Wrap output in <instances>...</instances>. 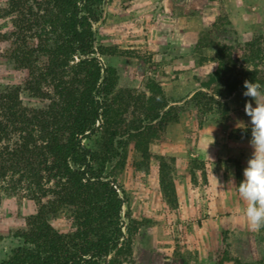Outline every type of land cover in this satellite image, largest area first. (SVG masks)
I'll list each match as a JSON object with an SVG mask.
<instances>
[{
    "label": "rangeland",
    "instance_id": "1",
    "mask_svg": "<svg viewBox=\"0 0 264 264\" xmlns=\"http://www.w3.org/2000/svg\"><path fill=\"white\" fill-rule=\"evenodd\" d=\"M93 28L98 56L115 73L110 120L129 130L115 136L112 151L105 130L84 143L110 156L105 175L125 197L124 230L136 262L264 264V229L248 228L237 191L252 154L244 108L255 102L245 90L212 99L201 87L223 46L264 31V0H103ZM20 77L0 59V87ZM156 87L172 118L148 133L146 97ZM21 98L26 105L46 103L26 91ZM136 125L144 128L139 138L130 135ZM35 209L32 200L4 194L0 234L10 235Z\"/></svg>",
    "mask_w": 264,
    "mask_h": 264
},
{
    "label": "trees",
    "instance_id": "2",
    "mask_svg": "<svg viewBox=\"0 0 264 264\" xmlns=\"http://www.w3.org/2000/svg\"><path fill=\"white\" fill-rule=\"evenodd\" d=\"M102 1L0 0V59L21 75L0 87V203L10 194L36 205L21 227L0 234V243L9 238L0 264H138L124 230L125 197L105 175L110 156L84 143L105 130L112 151L129 130L110 120L115 73L98 56L93 28ZM221 49L201 82L210 98L245 90V80L264 86V31ZM156 88L146 97L148 133L172 118ZM23 91L46 103L24 104Z\"/></svg>",
    "mask_w": 264,
    "mask_h": 264
},
{
    "label": "clouds",
    "instance_id": "3",
    "mask_svg": "<svg viewBox=\"0 0 264 264\" xmlns=\"http://www.w3.org/2000/svg\"><path fill=\"white\" fill-rule=\"evenodd\" d=\"M256 82L244 81L243 95L255 102H246L244 111L250 117L252 154L243 169V179L237 186L244 202L242 214L247 226L254 232L264 229V91ZM211 144V143H210Z\"/></svg>",
    "mask_w": 264,
    "mask_h": 264
}]
</instances>
